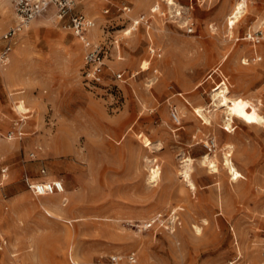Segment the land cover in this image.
Masks as SVG:
<instances>
[{"label":"rangeland","instance_id":"rangeland-1","mask_svg":"<svg viewBox=\"0 0 264 264\" xmlns=\"http://www.w3.org/2000/svg\"><path fill=\"white\" fill-rule=\"evenodd\" d=\"M85 1L76 10L95 22L86 35L107 49L100 81L69 17L50 10L4 39L17 18L0 0V58L12 46L0 60V264H261L264 124L238 114L228 125L212 92L225 81L264 117V0H246L234 27L237 0ZM226 144L235 177L222 166ZM209 153L217 173L201 163ZM55 179L64 193L30 188ZM173 211L174 230L144 229Z\"/></svg>","mask_w":264,"mask_h":264},{"label":"built area","instance_id":"built-area-1","mask_svg":"<svg viewBox=\"0 0 264 264\" xmlns=\"http://www.w3.org/2000/svg\"><path fill=\"white\" fill-rule=\"evenodd\" d=\"M81 1L85 0H11L19 21L3 35V38L12 39L17 34V32L22 30L26 24L44 15L50 10H54L55 14L60 20L66 17L70 18V27L74 31L75 35L80 37L85 46L89 48L85 56L86 65L88 67L87 75H89L93 81H100L101 71L103 68L102 66L107 54V49L101 43H92L86 35L88 30L95 26V22L92 19L86 17L84 13L76 10V5ZM108 11L109 10L107 9L106 12ZM140 20L143 21L144 17H142ZM185 28L189 33L194 32L196 28L195 21L189 19L185 23ZM246 38L252 39L255 41V43H259L262 37L260 35L248 34ZM11 50V45L6 46L0 60L5 62L7 55ZM217 70H213L214 72H211L210 77L216 73ZM170 116L173 123L180 128L183 120L180 111L174 107L170 111ZM16 131L21 133L18 130ZM12 134L13 132L11 131L9 133L10 137H12ZM213 147H215V143L208 144L210 151L214 150ZM30 188L35 195L39 196L44 194H53L54 192H64L65 184L61 179H55L51 181H36L30 183ZM169 218L170 219H165L162 213H159L143 225L144 229H148L158 224L159 226H164L166 229L174 230L175 226L181 223L180 217L176 214V211H173ZM170 223L172 224L169 225ZM112 260L114 263H117L120 260V257L112 256ZM129 260L134 262V255L129 256ZM233 263L234 262L231 264ZM261 264H264V251L263 261Z\"/></svg>","mask_w":264,"mask_h":264},{"label":"bare ground","instance_id":"bare-ground-1","mask_svg":"<svg viewBox=\"0 0 264 264\" xmlns=\"http://www.w3.org/2000/svg\"><path fill=\"white\" fill-rule=\"evenodd\" d=\"M85 4H88V6H89L85 10L88 15L92 14L94 12V10H96L95 7H94V9L90 8V5L92 4V3H90V1H85ZM169 4H170L169 8L171 10H173L174 7L175 8L178 7V5L175 4L174 1H172V2L170 1ZM247 6H248V3L246 0H237V2H235L233 9L231 10V12L229 14V18H228L229 19L228 24L231 27H234V26H237L238 24H240L242 19L245 17ZM15 16H16L17 22H18L19 19H18L16 12H15ZM32 22L26 24L24 26L25 29H28ZM256 26L259 29H263V31H264V15H261L258 17ZM212 99L214 100L215 104H220L221 106L226 108L227 113L229 115L228 122H227L228 125H231V122H232L234 115H238V114H241L242 116H244L249 122H257L259 124H264V117L261 116L256 111L255 106H252L251 104L247 103L244 100H238L237 101V100H235V98L232 97L231 89L225 81H222V83L212 92ZM200 111H202V110H200ZM205 114L206 113L202 112L200 115H203L205 117ZM206 119H207V123H211L209 121V118H207V116H206ZM232 149H233V146L231 144L225 145V152L223 153L222 166L229 171L230 175H233L235 177L239 174H238V171H237L236 167L234 166V164L231 160V157L233 155ZM183 162H185L184 170H186L187 172L192 170V162H193L192 158L186 159ZM201 163L204 166H206L213 173H217L220 171V165H219L220 161L217 158V156L214 154L213 155L210 153L204 154L202 159H201ZM157 175L158 174L155 172V170L152 169L151 170V176H149V182H153L151 178L152 177L156 178ZM45 181H51V180H45ZM64 192H65V189H64ZM64 192H54L53 194H55V193L61 194ZM44 195H50V194H44ZM44 195H39V196H44ZM194 228L198 232L201 231V228L197 225H195Z\"/></svg>","mask_w":264,"mask_h":264}]
</instances>
